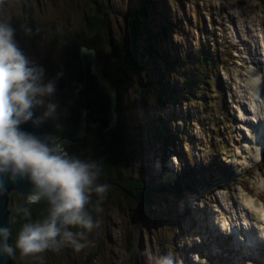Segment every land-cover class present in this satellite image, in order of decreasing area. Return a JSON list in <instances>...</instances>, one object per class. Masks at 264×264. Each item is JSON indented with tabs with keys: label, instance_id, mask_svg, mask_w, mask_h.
<instances>
[{
	"label": "rangeland",
	"instance_id": "obj_1",
	"mask_svg": "<svg viewBox=\"0 0 264 264\" xmlns=\"http://www.w3.org/2000/svg\"><path fill=\"white\" fill-rule=\"evenodd\" d=\"M99 1L104 5L106 4V6L108 5L111 9L114 8L118 11V14L112 12L110 17L113 34L123 33L126 36L130 34V16L132 15L131 10L134 9V6L132 8L130 7L131 4L134 5V0ZM15 2L13 4L12 0H5V3L0 6V19L5 20L8 23L5 16L8 15V12H12L17 7ZM197 2H199V0H178L177 6L178 9H182L181 13L185 15V9H187V18L189 17L188 12L191 16L189 17L190 22L187 25H182V22L181 24L178 23L180 34L177 29L168 32L170 35L169 44H173V48L175 49V51H168V57L170 52L173 53L172 56L169 57L171 61L174 59L180 61L182 57L179 51L181 47L179 46L184 47V43L187 46L185 51L191 54L197 50L199 51L201 43H204H199V34L194 28L195 19L193 17V12L197 8ZM220 2L226 12H235L238 19L240 16V20L243 24L242 16L247 21L253 23L255 17L253 7L250 9L253 11H248V14H244L246 10L243 9V7L249 5V1L220 0ZM211 3L214 4V1H211ZM46 4V9L43 6L44 12H40L39 8L36 6L31 17L35 32L37 36L39 35L40 37L39 52L37 50V52H35L30 37L25 34V31L24 33L22 31L15 32L14 39L20 50L24 51L23 54L28 60L35 66L43 68L44 80L48 81L46 74L48 66L56 65L60 62V59L53 49L52 43L54 36L52 33L55 30H52V26L56 23L59 31H64L67 27H70L71 30L77 27H80V29L84 28V26H87L86 16L91 15L90 13H94V11L92 9L90 12V9L87 6V1L85 0H46ZM136 7L138 8L137 5ZM108 10L105 15L108 13ZM177 13L180 15L179 12ZM105 15L103 16L102 13L101 18L106 17ZM181 19H183V17H181ZM57 33L58 32H56V34ZM255 34V30L249 31L248 37H254ZM165 43L166 48L169 44H167V42ZM162 45L164 48V44ZM105 51L101 52L102 57L107 53ZM94 55L93 62L95 71L99 73V81H101L102 85L108 90L105 94H108L109 98H111L110 94L113 92V89L102 76L101 62L99 60L100 56L96 55L95 52ZM196 55H198V53L192 54V62L190 58L189 62L182 63L181 67L179 64V72L171 75L170 73L167 74L166 80L172 79L171 81H176V87L178 88L180 85L179 75L185 72V76L188 77L189 73L192 72V66L197 65L194 61L197 57ZM214 56L215 55H208L209 59L214 58ZM239 69L241 70V68ZM141 70L143 71V69ZM232 72L233 71L230 70L229 72L224 73V77L227 78L226 83L230 88L228 97L232 104L231 113H234L235 108L239 109V101L236 95L237 90L233 88L235 85L232 82ZM219 75H221V78ZM213 79L214 82L220 81L223 83L221 70L217 76L213 77ZM188 80H190L188 81V84L182 89H179L180 94H184L187 89H191L194 85L192 84L193 81H191V75L188 77ZM96 81L98 82L97 79ZM146 82L148 83L147 80ZM157 89L158 88L153 89L152 86L149 85V88L145 91L144 97L147 104L146 108L140 107L144 99L142 97L138 98L134 91L130 92V94L123 100L125 107L127 105L128 107H131L130 100L134 101V97L137 99L136 108L132 107L127 109L126 107L125 110L128 126L131 132H133L130 137L131 148L127 147V151L129 152V150L134 149L135 155L134 161L132 162V160H130V153H128L126 156L129 158L127 159L128 163L122 160L123 162L120 163V168L123 174L125 173L126 175L128 174L131 176L133 174L134 177L144 179L145 181H149L151 178L156 179V174L159 173L158 170L160 163L164 164L167 160L169 166L166 168V176L164 178L171 177L173 180L174 177V175L171 174L170 163L171 161L174 162V159L171 155L169 159L168 156L167 160L165 158V155H168L169 150H161V148L158 147L160 141L154 140L155 138L153 139V143L150 142L151 138L149 134L153 132L151 124L154 123L152 121L158 116L160 119L162 118L164 123L169 124V129H172L173 125L180 128L176 131V137L180 140L179 143L181 144L182 149L185 148L189 151H196L197 149L200 151L201 148L207 149V143L210 140L214 143L217 141L209 122V118L214 115V112L209 111L208 106L200 109L195 102L196 99L190 100L183 96V98L180 97L181 102L176 105L174 111L172 110L170 102L165 105L162 110L160 109L161 106L157 102L155 96L154 90ZM198 93H200V90H198ZM58 97L59 93L56 87L55 94L52 97L45 98V105L48 102L52 103L56 101ZM184 97L186 99H184ZM109 105L114 106L113 101L111 104H108V106ZM190 111H192L191 117H193L194 120L198 119L197 121H190ZM83 114L85 115L84 109ZM89 120H86V128L81 132L82 135L80 134V146L82 141H86V147L81 151V160L83 161H85L84 156L89 155V152L86 150H90L95 144H101L103 142H101L103 137L102 139L99 137V132H102L100 128L103 124H101L100 121H96L91 123L93 127H90L88 125ZM108 123L109 122L106 121L105 125H109ZM113 123L114 119L109 126H112ZM183 124L184 127L182 126ZM205 126H209V130L207 133L203 134L201 127ZM105 128L107 129L108 127L106 126ZM189 135L192 136V139L188 141L187 138ZM196 136L198 138L205 136V139L196 142L194 140ZM104 138L107 139L106 134H104ZM69 144L70 143L67 140H62L59 143L65 152H67L65 146ZM180 144H178V147ZM125 174L123 176H126ZM176 176L177 175H175V177ZM164 178L162 180H165ZM116 188H118L117 185ZM183 193H185V195L183 198H180L179 195H182ZM183 193L173 195L165 190L163 192L165 197H162L161 195L154 199L152 197L151 200L147 202L146 200L144 202L143 200L128 198L129 196L122 194L121 203L124 204L123 206L125 207L121 210L111 206L104 207L102 204H100L97 209H94L95 206L93 205L91 215L95 221H99V227L93 229V231L88 234V237L92 238L89 247H85L77 252L73 247L64 245L60 247L59 250L49 249L29 256H22L18 250L15 263L155 264L156 258L170 253L173 257L174 264H264V243H260V245L263 246L262 250L256 252V254L252 256V259L248 260L247 257L243 259L241 254L232 253V255H229L228 246H231V243L227 245V241H225L222 236L216 234L219 230L226 231V227L229 226V223H237L239 225V217L242 221H245V216L242 212L236 213L234 210L225 209L229 200L236 196L235 192L232 190L226 191L224 189L214 190V192L203 199L204 202L202 204H200L199 201L200 198L204 197H200V195L208 193L197 192L196 194H193L190 189H186ZM213 201H215V204L212 203ZM196 203L202 205L200 208L204 207V210L201 209L199 214L204 216L205 221H197V215L195 214ZM197 239L202 242L200 246L196 244ZM129 246L135 248V258L138 260H135V263L133 261V254L129 250ZM212 254H214V256H212Z\"/></svg>",
	"mask_w": 264,
	"mask_h": 264
},
{
	"label": "trees",
	"instance_id": "obj_2",
	"mask_svg": "<svg viewBox=\"0 0 264 264\" xmlns=\"http://www.w3.org/2000/svg\"><path fill=\"white\" fill-rule=\"evenodd\" d=\"M85 1H87L90 12L92 9L94 11V13H90L91 15L86 16L87 26L72 30L67 27L64 31H59L56 23L52 26V30H55L52 33L54 36L53 49L60 62L56 65H49L46 74L48 80L56 82L58 89L59 97L52 102L58 104L56 112L52 116L45 117L46 106L37 105L34 108L38 111L43 122L45 134L53 138L64 137L63 140L70 143L65 146L68 155L81 159V151L86 147V141H82L80 146V134L86 128V118L83 114L85 106L83 88L86 75L83 49L93 50L96 55L100 56L102 76L113 89L115 108H113V125L107 129L104 125L100 128L102 132H99V137L100 139L103 137L101 140L103 142L95 144L90 150H86L89 155H87L88 157L84 156L85 161H94L100 166V175L96 183L109 186L103 198L97 196L94 192L92 193L90 202L86 206L91 214L93 205L95 206L94 209H97L100 204L104 207L111 206L119 210L123 209L125 206L121 203L122 194L129 196L128 198L139 199L144 202L146 200L147 202L152 197L153 199L160 195L165 197L163 194L165 190L170 193L159 181V175L156 176V179L151 178L149 181L134 177L133 174L131 176L124 173L126 176H123L120 163L123 161L128 163L127 159L129 158L126 157L128 153H130V160L133 162L135 155L134 149L127 151V147L131 148L130 137L133 132L128 126L125 110L126 107L127 109L136 108L137 99L134 97V101L130 100L131 107H128V105L125 107L123 100L130 92L134 91L138 98L142 97L144 99L140 107L146 108L144 93L151 85L153 89L158 88L154 90L155 96L161 106L160 109L163 110L169 102L173 106L179 103L181 95L176 88V83H169L166 80L167 74L172 73V70L175 69L173 63L170 62V56H167L168 53L160 50V42L165 39L166 34L162 24L155 22L158 13L152 1H149V4H139L137 2L138 8L135 1L134 5L131 4L130 8L134 6V9L131 10L130 34L127 36L123 33L113 34L110 17L112 12L118 14L116 9H111L99 0ZM14 2L17 7L12 12H8L5 18L15 29V32L22 31L24 33L25 31V34L30 37L33 49H35V52H39L40 37L35 32L31 17L36 6L40 12H44L43 6L46 9V0H25L24 9L21 0H12L13 4ZM107 10L108 13L105 15ZM102 13L106 17L101 18ZM56 32L58 33L56 34ZM103 51L107 53L102 57L101 52ZM22 52L24 53V51ZM152 122L154 123L151 124L153 132L149 134L150 142L153 143L154 138V140H159L164 150L169 147V124L164 123L159 116ZM91 123V120H89L88 125L93 127ZM104 134H106L107 139L104 138ZM116 185L118 188H116ZM179 185L176 183L170 187L172 191L181 190ZM23 208H28L31 215L25 216L22 211H19ZM9 209L11 211L10 244L14 249L12 258L14 264H16L15 259L18 249L15 248V242L18 233L24 224L42 219L47 214L48 204L46 201L29 204L28 200L14 191L11 193ZM78 230L73 229L72 231ZM88 240L91 241L92 238L88 237ZM129 250L133 254L135 263V260L138 261L135 258V248L129 246Z\"/></svg>",
	"mask_w": 264,
	"mask_h": 264
},
{
	"label": "clouds",
	"instance_id": "obj_3",
	"mask_svg": "<svg viewBox=\"0 0 264 264\" xmlns=\"http://www.w3.org/2000/svg\"><path fill=\"white\" fill-rule=\"evenodd\" d=\"M4 3L0 0V6ZM14 36L15 29L0 19V177L27 178L33 185L28 203L48 204L42 219L23 225L15 248L22 256L59 250L64 245L79 252L88 247V234L99 227L86 206L93 192L103 198L109 186L96 183L100 175L98 163L71 157L59 144L50 145L21 130L20 125L33 119L35 106H46L44 115L48 117L56 112L58 104L45 105V98L56 92V82L44 80L43 68L28 60ZM255 79L257 84L261 82L260 77ZM3 191L0 180V194ZM19 211L31 215L28 208ZM9 235V228L0 227V248L12 256ZM155 264H174V260L169 253L156 258Z\"/></svg>",
	"mask_w": 264,
	"mask_h": 264
},
{
	"label": "water",
	"instance_id": "obj_4",
	"mask_svg": "<svg viewBox=\"0 0 264 264\" xmlns=\"http://www.w3.org/2000/svg\"><path fill=\"white\" fill-rule=\"evenodd\" d=\"M22 7H25V0H21ZM83 61L85 63V80H84V99H85V116L86 120H91L92 123L96 121H100L105 127H109L111 121L114 119V115H112L113 105L111 104L113 101L114 104V93L110 94L111 98H109L108 90L102 85L101 81H99V74L95 71L94 67V51L83 49ZM98 80V82L96 81ZM113 95V97H112ZM107 105V106H106ZM33 119L20 125L22 131L31 133L41 139L47 141L50 145L59 144L60 141L64 139L61 138H53L49 135H46L43 129V122L40 119L38 111L33 108ZM106 121H108L109 125H105ZM0 180L3 182V194H0V227H7L11 232V211L9 209V205L11 203V193L17 192L21 194L26 200L27 196L33 189V185L27 178H19L17 177L15 180H11L8 176L0 177ZM2 237H0V241H2ZM8 243L10 244V235L8 238ZM0 264H14L12 256H8L3 252L2 248H0Z\"/></svg>",
	"mask_w": 264,
	"mask_h": 264
},
{
	"label": "bare ground",
	"instance_id": "obj_5",
	"mask_svg": "<svg viewBox=\"0 0 264 264\" xmlns=\"http://www.w3.org/2000/svg\"><path fill=\"white\" fill-rule=\"evenodd\" d=\"M137 6H138V5H137ZM260 77H261V80H262V71H260ZM263 83H264V82H263ZM252 84H253V85H256L257 87L259 86V84L256 83V79H253ZM262 116H263V118H264V113H263ZM260 120H261V118L258 120V131H259V123H260ZM253 127H254V121H253ZM258 131H256L255 133L252 134V139L254 140L255 143H257V144H262V143H264V137H259V135L257 134ZM56 139H57V138H56ZM257 140H258V141H257ZM167 156H169V155H167ZM163 158H164V157H163ZM177 161H178V159H177ZM167 166H169V163H165V166L163 167V170L161 171V173L163 174V177H162V178H164V175H165L164 172L166 171ZM259 176L264 177V170L261 171V173H260ZM164 179H165V178H164ZM230 181H232L231 178H229V179H227V180L224 179V180L221 181V183L230 182ZM262 190H263V186L261 187V190H260V191H262ZM249 192L251 193V191H249ZM259 195H261V193H259ZM179 196H181V195H179ZM201 209L204 210V207H201ZM202 220L205 221V218L203 217ZM257 237H258V236H257V234H256V231H254L253 233L249 234L248 239H247V242H248V243H252L255 239H257Z\"/></svg>",
	"mask_w": 264,
	"mask_h": 264
}]
</instances>
